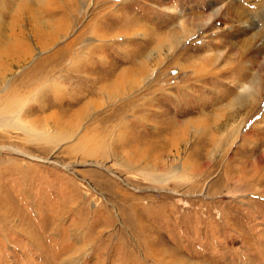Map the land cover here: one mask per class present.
<instances>
[{
    "label": "rangeland",
    "instance_id": "1",
    "mask_svg": "<svg viewBox=\"0 0 264 264\" xmlns=\"http://www.w3.org/2000/svg\"><path fill=\"white\" fill-rule=\"evenodd\" d=\"M244 13L264 30V0H0V264H264V66L225 34Z\"/></svg>",
    "mask_w": 264,
    "mask_h": 264
},
{
    "label": "bare ground",
    "instance_id": "2",
    "mask_svg": "<svg viewBox=\"0 0 264 264\" xmlns=\"http://www.w3.org/2000/svg\"><path fill=\"white\" fill-rule=\"evenodd\" d=\"M235 6L237 8L238 7V3H236ZM241 7H243V6H241ZM232 8L236 9L234 6ZM240 9H242V8H240ZM244 9L242 11H244ZM217 11H218V9L213 10L212 13L210 15H208L209 16L208 18H207V16L204 17L203 15H199V16L195 17L192 20L193 23L190 21L189 24H191L192 26H198L199 28H203V27H205L207 25V21L210 18H215L217 16ZM234 12L238 13L237 10H234ZM250 16H251L250 14H245V13L242 14L240 17H238V15H236L235 19H237V21H236L237 25L232 24V26H229V29L225 31V34L228 35V37L230 38V41H229L231 43L230 44L231 45L230 50L231 49L234 50V52H233L234 55H235L234 60L238 61L239 59H242V62H240V60L237 62L238 64L239 63L243 64V62L247 63V60H246L247 57L249 55H252L253 56L252 64H256V62H257L258 66L262 67L264 65H263V63H258V56H260V54L264 53V30H262L263 28L262 29L260 28L258 31L256 30V31L252 32V30L256 29V25L253 22H251V19H250L251 17ZM229 20H231V19H229ZM172 35H170L168 37V43H170L171 47L173 48V47H176L177 43H179L181 41L178 40L179 37L178 38L176 37V33L175 32H173ZM236 37H239V39H235ZM215 55H216L217 59L220 58L217 54H215ZM192 61L194 62V60H192ZM193 62H192V64H193ZM242 64L240 66H243ZM186 67H183V68H186ZM247 67L248 66H245V65H244V67H242L245 76H248V74H249V73L245 72V69H247ZM252 69H253V67H252ZM196 71L198 72V70H196ZM261 85H262V83L260 81H258L256 77L252 78V79H249V83L243 84L239 93H236V94L231 96L232 97L231 100L228 103H226V104H228L227 107L228 108L231 107V108H235V109L236 108L237 109L238 108H242V107H243V109H245L244 107H247V108H252L253 107L254 108L256 103H257V101L259 100V98L257 96H258V93L260 94V90L262 89ZM262 86H264V85H262ZM15 96L16 97H14V98H12L10 100V101H12L11 102L12 104L6 105V106L0 108V114L9 115V116L12 113L16 114L17 105H18V101H17L18 95H15ZM228 110H230V109H228ZM224 111H226V110H224ZM247 111H249V110H247ZM221 123H222V120H221ZM221 123L216 124L214 132H212L213 134L211 135V139L214 140L215 143H217V144L222 141L221 135L217 134L218 133L217 131H219V129L222 128V126H223ZM187 130L188 129H186L185 131L187 132ZM225 130L227 131L228 138H231V137L235 136V134H237L239 132L238 129L235 128V127H228ZM249 134L251 135V132H249ZM56 135L57 136L62 135L64 137L67 136L66 133H64V134H56ZM179 140H180V138H179ZM175 142H177V141H175ZM81 144H83V140L81 141V143L79 145L80 150L85 148ZM104 147H106V145ZM217 147H219V146H217ZM96 148H98V146L92 145V147L90 149L85 150L86 151L85 154H87V155L96 154L97 153ZM102 154L105 155V156L108 155L107 149L104 148ZM127 163L128 162H126V164ZM127 165H129V164H127ZM131 167H134L132 163H131ZM238 180L242 181V183H244V182L247 181V177L245 175H243V176L239 177Z\"/></svg>",
    "mask_w": 264,
    "mask_h": 264
}]
</instances>
